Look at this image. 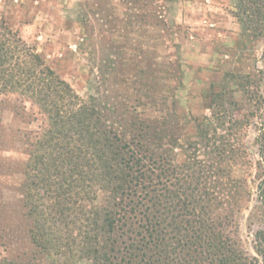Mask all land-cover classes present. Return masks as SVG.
<instances>
[{
    "label": "trees",
    "instance_id": "trees-1",
    "mask_svg": "<svg viewBox=\"0 0 264 264\" xmlns=\"http://www.w3.org/2000/svg\"><path fill=\"white\" fill-rule=\"evenodd\" d=\"M234 17L243 43L264 40V0H236ZM263 81L261 70L225 74L201 117L179 113L174 95L138 100L161 105L159 117L125 99L84 100L0 17V110L21 119L31 103L44 117L17 139L27 147L17 204L0 192V248L10 253L0 264H264V229L260 257L242 244L252 192L238 176L250 167L241 138L264 108ZM237 92L254 104L240 118ZM256 143L264 213V129Z\"/></svg>",
    "mask_w": 264,
    "mask_h": 264
},
{
    "label": "rangeland",
    "instance_id": "rangeland-1",
    "mask_svg": "<svg viewBox=\"0 0 264 264\" xmlns=\"http://www.w3.org/2000/svg\"><path fill=\"white\" fill-rule=\"evenodd\" d=\"M235 7L236 0H0V17L84 100L125 99L126 108L159 117L165 114L161 105L143 107L138 100L146 104L147 92L159 99L174 95L179 113L201 117L211 114L204 98L211 84L223 83L227 73L264 72V40L241 41ZM234 97L237 118L254 110L246 93ZM26 108L21 119L0 110V192L12 205L20 199L26 160L21 137L44 126L38 108L31 103ZM262 129L264 108L241 138L250 167L238 174L252 192L240 226L243 247L252 257H260L255 236L264 229L255 165ZM9 254L0 248V258Z\"/></svg>",
    "mask_w": 264,
    "mask_h": 264
}]
</instances>
